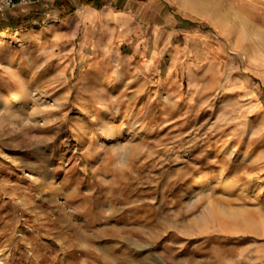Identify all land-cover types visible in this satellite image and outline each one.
I'll use <instances>...</instances> for the list:
<instances>
[{
    "label": "rangeland",
    "instance_id": "rangeland-1",
    "mask_svg": "<svg viewBox=\"0 0 264 264\" xmlns=\"http://www.w3.org/2000/svg\"><path fill=\"white\" fill-rule=\"evenodd\" d=\"M175 1L121 52L0 35V264H264V110L223 82L263 87L264 0ZM199 26L218 62L190 70Z\"/></svg>",
    "mask_w": 264,
    "mask_h": 264
},
{
    "label": "crops",
    "instance_id": "crops-1",
    "mask_svg": "<svg viewBox=\"0 0 264 264\" xmlns=\"http://www.w3.org/2000/svg\"><path fill=\"white\" fill-rule=\"evenodd\" d=\"M168 3L177 2L175 0H35L0 9V16L6 14L7 22L14 24L11 28H0V31L13 33L15 27H22V31L27 33L30 22L42 23L43 20L49 19L48 24L52 25L51 29L58 32L57 37L69 39L71 43L74 41L75 47L79 44L82 49L94 50L99 46L103 47L104 44L108 47L110 43L121 40L122 43L118 46L121 52L122 46L126 49L131 48L129 44L142 37L140 24L146 22V12L149 9L157 8L156 24L165 25L169 22L171 17H168L165 11ZM141 8L145 9L143 15L138 17L141 21H136L137 12ZM136 22L139 26L133 27L132 23ZM173 33L174 31L171 38ZM181 33L187 41L191 40L198 48L192 49L197 52V61L187 63V69H197L199 64L205 61L207 64L218 62L217 50L209 46L211 40L208 39L209 34L205 28L199 26L196 31L181 30ZM160 50L162 54L164 47ZM188 52H190L188 46L179 44L176 55L173 56L174 63H179ZM227 58L230 60V55ZM249 60L250 65L256 68L255 76H263V87L260 89L248 81L246 77L251 75L243 73L234 64L223 71L224 87L264 110V73L261 72L264 58L256 54L249 57Z\"/></svg>",
    "mask_w": 264,
    "mask_h": 264
},
{
    "label": "built area",
    "instance_id": "built-area-1",
    "mask_svg": "<svg viewBox=\"0 0 264 264\" xmlns=\"http://www.w3.org/2000/svg\"><path fill=\"white\" fill-rule=\"evenodd\" d=\"M35 0H0V9L5 6H15L20 3H28Z\"/></svg>",
    "mask_w": 264,
    "mask_h": 264
},
{
    "label": "bare ground",
    "instance_id": "bare-ground-1",
    "mask_svg": "<svg viewBox=\"0 0 264 264\" xmlns=\"http://www.w3.org/2000/svg\"><path fill=\"white\" fill-rule=\"evenodd\" d=\"M22 32H23V31H22ZM22 32H21V34H20V37H21L20 39H22V38L25 37V35H26V34H25V33H26L25 31H24L23 33H22ZM11 34H12L11 32L0 31V35H1V36H4V35H5V36H6V35H11ZM120 70H121V67L119 68V71H120ZM20 95H21V93L18 92V93H17V97H19ZM3 107H4V106H3Z\"/></svg>",
    "mask_w": 264,
    "mask_h": 264
}]
</instances>
